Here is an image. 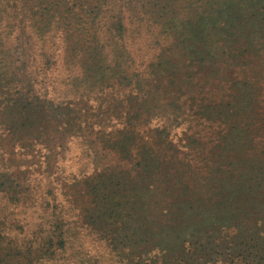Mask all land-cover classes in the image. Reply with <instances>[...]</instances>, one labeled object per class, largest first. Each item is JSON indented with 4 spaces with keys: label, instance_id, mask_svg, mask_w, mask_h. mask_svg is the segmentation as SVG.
I'll return each instance as SVG.
<instances>
[{
    "label": "rangeland",
    "instance_id": "1",
    "mask_svg": "<svg viewBox=\"0 0 264 264\" xmlns=\"http://www.w3.org/2000/svg\"><path fill=\"white\" fill-rule=\"evenodd\" d=\"M114 1L106 0L105 3L102 2L101 16L97 25H95V35L98 39L95 45L102 46L104 72L109 76H113L114 83L118 86L122 82L120 76H135L133 73L137 72V69L140 70L145 62L153 56L152 54L157 51V44L153 39V28L150 29L148 17L142 21L134 18L131 23L127 19L130 26L129 32H131L129 43L133 45L138 62L130 63L131 66L123 62L122 65L118 66L116 64L118 63V48L109 26L106 24L107 20L113 19L112 15L115 13ZM9 2V0H5L4 3L9 4ZM72 3L75 5L74 2ZM10 6H6V8L9 9ZM35 10V6L24 4L20 10L18 9L17 14L19 16L15 31L5 38V47L12 48L10 57L12 62L10 63L9 59L4 60L1 63V70L4 71L7 68L4 65L5 62L20 75L25 71L27 72V70H33L36 79L32 92L35 93L34 96L46 97V108L43 107V114L44 118L48 120L44 130L47 132L38 141V148L28 154L22 148V143L15 136H10L9 144H3L0 150V175L12 174L16 178L15 182H24L25 174L30 171L33 173V179L36 176L43 179L44 187L39 193L35 194L34 199L28 202L25 190H18L9 186L10 183L0 181V239L2 240L0 246L5 258L0 264H89L92 256L100 258L102 264H113L114 261V264H246L251 257H244V255L248 256L249 251L243 247L245 246V240L240 235L241 231L244 230L245 232V229L250 228V224L253 223L254 236L264 234V224L256 225L254 221V215L257 212H259V217L256 220L264 218V181L262 180L264 178V167H251L253 164L264 166V151H261L260 148L254 150L256 153L248 151L245 155L250 159L245 163L247 166L245 170L249 174L246 176L249 179L245 186L246 199L253 197L250 203L254 206L255 212L241 213V209H236L234 206L240 202L237 196L232 193L233 187L231 185L227 186L229 194H223L226 191L220 185L219 176L211 181V190L204 191L202 189L195 199L190 198L185 203L184 211L170 212L166 210L163 216L159 215L156 218L157 222L165 225L154 236L155 239H158V247L156 248L148 247L142 251L134 250L132 253L131 248H129L128 252L123 253V257L119 255L108 258V255H111V248H108L105 243L91 241L87 231L81 228L84 222L91 220L90 215L94 209L85 212L84 207L77 204H74L76 206L67 215L71 228L65 246H59L57 241L51 243L49 235L51 234L52 238L56 240L58 234L55 231L58 220L55 218L56 213L54 214L56 211L52 205L53 198L56 196L57 202L64 203L67 207L71 202L76 201L74 199L76 195L72 194V196L70 195L71 199L67 200L66 204L68 194L64 192L65 185L71 186L87 175H93V173L100 171L105 173V170L109 171L119 166L120 169L126 168L131 173L130 176L133 175L138 182H141V179L145 177L146 171H148L146 164L150 160L145 158L142 160L139 156L138 159L143 162L137 167L134 160L123 157L121 151H119V146L116 144L125 137L129 129L127 124L130 120L129 115L132 114L131 110H136L142 104L146 106L151 100L154 101L156 97L153 95L156 89L151 84L144 83L140 89L133 91L125 86V92L118 95L116 91L112 93L110 91L111 87H108L109 89H107L110 92H107V94L102 92V106L93 113L91 110L86 113V106L80 98L92 95L94 92L89 91V85L87 86L85 83L88 71L87 64L82 63L84 52L75 54V58L68 62L65 57L61 58V55L65 56L62 53H58L59 60H61L58 63L53 61L46 65L45 62L39 61L42 57L41 51L44 48H39L40 42L45 41L44 50L50 52L48 50H50L52 42L50 44H47V42L58 41V38H51L47 41L49 36L55 32L56 27L52 30L54 25L45 36L39 34L38 29H36L37 26L31 24L33 23L32 15ZM11 11L14 12V9L10 8ZM127 15L131 16L130 13ZM21 18L26 20L20 23ZM21 25L26 26L29 34L32 35L28 40L26 38L25 40L24 38L15 39L22 27ZM0 27L5 28L3 24ZM169 40L167 39V41ZM196 43L200 44L197 45L202 51L203 49L205 51L211 50L208 42L200 43L196 41ZM27 44L34 45L37 56L35 54L33 57H36L39 63L32 58L24 64L26 56L22 51ZM239 44V42L232 43L228 40L223 47L227 49V53H219L221 58L216 66L213 64V57L211 55L206 56L205 61L200 65L197 62L192 65L194 74L188 81L185 80L181 72H176L174 74V76H177L176 83L171 88L158 89L163 95L160 97L156 110H153L150 116L145 117L143 115L142 119L147 122L138 125V128L144 133L142 134V140L135 144V149L139 148L138 152H140L141 146L145 144L159 148V152L164 148L166 152L172 149H174L172 151H176L177 149L179 159L185 157V160H188L186 155L188 153V158L195 166L193 171L196 170L201 179L202 176H207L209 173V167L212 164L214 165L216 155L210 152L205 155L206 152L203 153L200 146L193 149V145L190 144L187 147L188 142L194 136L204 146H207L211 138L215 136L216 130L222 129L221 131L225 132L232 130L236 133L239 129H244V125H246L248 131L240 135L241 141L246 140L247 137L250 138L247 136L250 133L251 137L254 135L257 137L256 144H258L257 142L264 143V87H261L259 82H251L250 90H241L238 84H241L243 78L249 77L251 79V77L245 74L247 69L243 70V65L238 66L237 60H231V62L228 60L229 55L236 51L235 47ZM176 55L173 61L177 64L190 62L187 55L180 56L177 53ZM259 55V60L264 67V50L259 51ZM43 65H46V67ZM118 68L120 70L116 72ZM111 69L114 70L110 71ZM211 72L217 73L216 76H221V79L218 82L211 80V82L206 83ZM135 77L142 79L141 76ZM224 77L227 78L225 83L223 82ZM124 79L126 80V77ZM192 84L195 90L189 89ZM13 90L17 93V87H13ZM32 92L31 94H33ZM209 93H211V96H220V99L216 101L217 104L219 103L216 112H219L220 115L212 125L209 124L210 121L204 123V120L200 119V110L203 108L204 102L208 101ZM174 95H177L181 100V109L171 106L169 101ZM66 99H71L77 113L81 112V120L86 122L85 125L75 124L71 126L65 123L60 103ZM25 102L33 103L36 108L41 104L34 100ZM135 104L137 107H133ZM176 118L180 120V126L176 125ZM165 127L168 130L165 131ZM164 139L173 140V146L163 142ZM5 156L14 159L7 160L4 158ZM237 157H240V155H236V159ZM160 160L164 164L174 160V165L176 167L180 166L175 155L163 156L160 157ZM232 160L235 159L231 157L222 159V162L224 161L223 168L227 172L230 171V174L235 167ZM216 163L219 162L216 161ZM238 171L240 170L238 169ZM33 179L29 182H32ZM114 181L112 186L116 189L127 186V183L119 185L120 182H117L116 179ZM158 184L155 183V185ZM144 189H148L144 194V200H147V202H149L150 197H154V195L160 197L161 195L160 193H153V188L148 186ZM70 190L72 191L73 188L70 187ZM77 190H81V187ZM177 193L176 190L175 195ZM176 197H172V201L177 202ZM158 200L163 205L170 202V198L162 199L161 197ZM176 206L183 207L180 201L176 203ZM217 206H231L235 213L234 219L227 218L221 221L219 218L224 214L219 212L221 208ZM100 212L95 210L96 214ZM152 216L153 214H149L147 211L142 217L145 220L154 222ZM220 227L222 228L218 231ZM115 228L119 229L120 227ZM248 239L254 240L251 236ZM216 242L221 243L217 245ZM260 242L264 246V239H261ZM145 246L148 245L145 244ZM218 259L221 261L217 262Z\"/></svg>",
    "mask_w": 264,
    "mask_h": 264
},
{
    "label": "trees",
    "instance_id": "2",
    "mask_svg": "<svg viewBox=\"0 0 264 264\" xmlns=\"http://www.w3.org/2000/svg\"><path fill=\"white\" fill-rule=\"evenodd\" d=\"M9 1L11 6L8 3H4L5 0H0V25L3 24L5 26V28L0 27V150L3 144H9L10 136H15L22 143V148L26 150V153H32L38 148V141L47 132L44 130L46 129V122L48 120L44 118L43 114V107L46 108V97L34 96L35 93L32 92L36 79L33 70H27V72L25 71V73L20 75L13 71L7 62L4 64L7 68L4 71L1 70V63L4 60L9 59L8 61L12 62L10 59L12 48L9 46L5 47V38L15 31L19 16L17 12L23 4L36 7L32 15L33 23L31 24L37 26L36 29H38L39 34L45 36L53 25L52 30L56 27L54 29L55 32L49 36L47 41L51 38H58V41L52 40L47 42V44L52 42L50 50H48L50 52L44 50L46 42H40L39 48H44L41 51L42 57L39 61L45 62L46 65L53 61L58 63L61 61L59 60L58 53H62L65 56L61 55V58L65 57V60L68 62L75 58V54L84 52V61L82 63L87 64L88 71L85 83L87 86L89 85V91L94 92L92 95L80 98L86 106V113L90 110L93 113L97 108L102 106V94L104 92L107 94V92L111 91L114 93L116 91L119 95L125 92V86L127 89L133 91L140 89L144 83H149L156 89L153 95L156 97L154 101L151 100L150 103H147L148 105L142 104L136 110H131L132 114L129 115L130 120H128L127 124L129 129L125 137L116 144L119 146V151H121L123 157L134 160L137 167L143 162V158L150 160L146 164L148 171H146L145 177L141 179V182H138L133 175L130 176L131 173L126 168L120 169L119 166L109 171L105 170V173L100 171L93 173V175H85L86 177H83L79 182H75L71 186L65 185L64 192L68 194L66 196V204L67 200L71 199L72 194L76 195V198H74L76 201L74 203L71 202L72 204L70 203L67 207L64 203L57 202L56 196L53 198L52 205L56 211L54 214L56 213L55 218L58 220L55 231L58 234L56 240L52 238L51 234L49 235V240L52 244L57 241L59 246H65L67 235L70 234L71 228L67 215L76 206L74 204H77L84 207L85 212L94 209L90 215L91 220L84 222L81 228L87 231V234L91 237V241L105 243L108 248H111V255H108V258L119 255L123 257V253L128 252L129 248H131V253L134 250L142 251L148 247L156 248L158 247V239H155L154 236L165 227L161 222H157L156 218L159 215L163 216L166 210L170 212L184 211L185 203L190 198L195 199L200 190H211V181L219 176L220 185L226 191V193H222L229 194L226 187L231 185L233 187V195L239 199L240 203L234 207L241 209V213L255 212L254 206L250 203L253 197L246 199L245 186L246 182L249 181L246 176L249 174L245 170L247 169L245 163L248 160L250 161V159L245 155L248 151L256 153L254 150L259 148L261 151H264V143L257 142L258 144H256L257 137L255 135L251 137L250 133L247 135L250 138L247 137L246 140L241 141L240 135L248 131L246 125H244V129L241 128L236 133L232 130L230 132L221 131L222 129L216 130L215 136L211 138L207 146H204L195 136L188 142L187 147L190 144L193 145V149L200 146L203 149V153L206 152L205 155L210 152L216 155L215 160L219 162L215 164L216 161H214V165L212 164L209 167L210 171L207 176H202L201 179L196 170L193 171L195 166L188 158V153L186 154L188 160H185V157L179 159L180 157H178L176 152L178 151L177 149L176 151H172L174 150L172 149L166 152L164 148L159 152V148L144 144L141 146L140 152H138L139 148L136 150L135 144L142 140V134H144L138 128V125L147 122L145 119H142L143 115L145 117L150 116L153 110H156L160 97L163 95L158 89L171 88L176 83L177 76H174L176 72H181L185 80L188 81L194 74L192 65L195 62L200 65L205 61L206 56L211 55L214 61L213 64L216 66L221 58L219 53H227V49L223 47L228 40L232 43H240L235 47L236 51L229 55V62L237 60L238 66L243 65L242 69H247L245 74L251 77V79L249 77L243 78L241 84H238L240 85L239 88L244 91L250 90L251 82H259V85L264 87V67L262 66L263 63L259 60V51L264 50V0H115L113 19L107 20L106 24L109 26V30L113 34L118 48V63L116 64L119 66L124 62L131 66L130 63L138 62L133 45L129 43L131 32H129L130 26L127 23V19L131 23L134 18L142 21L148 17L150 29L153 28V39L157 44V51L152 54L153 56L145 62V65L140 70L137 69V72L133 73L135 76H141L142 79L135 76H120L122 82L118 86L115 85L113 76H109L104 72L102 46L95 45L96 40H98L95 35V25H97L101 16L102 2L105 3L106 0ZM6 6L14 9V12H10V8L7 9ZM128 13H130V17L127 15ZM25 20L21 18L19 22L22 23ZM31 36L26 26H22L15 39L24 38L25 40L26 38L28 40ZM167 39L170 40L167 41ZM196 41L200 43L208 42L211 50L205 51L203 49V52L198 48L200 44L196 43ZM240 46L241 48L239 49ZM22 52L27 57V59L25 57L24 64L32 60V58L34 61L37 60L36 57H33L35 54L37 56L34 45L30 46L27 44V46L23 47ZM176 53L180 56L187 55L190 62L177 64L173 61L174 57L177 56ZM179 58L182 60L181 57ZM46 65L43 66L46 67ZM113 70L111 69L110 71ZM119 70L120 68L116 72H119ZM216 74L211 72L206 83L211 82V80L218 82L221 76H216ZM124 77H126V80ZM226 81L227 78L224 77L223 82L225 83ZM194 85L192 84L189 89L195 90ZM13 87H17V93L13 90ZM108 87H111L110 91ZM208 95H210L207 97L208 101L204 102L203 108L200 110V119H203L204 123L210 121L209 124L212 125L220 115L219 112H216L219 108V103L217 104L216 101L220 99V96H211V93ZM32 100L41 103L38 108L33 103L25 102ZM180 101L178 96L174 95L169 102L173 108L177 107L181 109L182 104ZM72 104L71 99H66L60 103L65 123L71 126L75 124L85 125L86 122L81 120V112L77 113ZM133 107H137L136 104ZM138 121L140 122L138 123ZM175 122L177 126L181 125L178 118H176ZM164 130L166 131L168 128L165 127ZM172 141L164 139L163 142L173 146ZM227 153L228 155H226ZM238 154L243 158L237 157L236 159V155ZM169 155L177 156L180 163L179 167L174 165V160L166 164L160 160V157H170ZM139 156L142 160L138 159ZM229 157L235 159L232 160L235 167L231 170V174L230 171L227 172L223 168L224 161L222 162L223 158ZM4 158L7 160L14 159L13 157L7 158V156ZM245 160L247 161L245 162ZM253 166L264 167L261 164H253L251 166L255 168ZM32 175V172L27 171L24 176V182H15L16 178L12 174H3L0 175V181L10 183L9 186L15 187L18 190H25L26 199L29 202L44 187L43 179L39 176L33 179ZM32 179L33 181L29 182ZM114 179L120 182L119 185L127 183V186L116 189L112 186L115 182ZM262 180L264 181V178ZM155 183L159 184L155 185ZM147 186L153 188V193H160V197L154 195V197L149 196V202L144 200L145 191H148V189L145 190L144 188ZM70 187L71 189L73 188L72 191ZM80 187L81 190H77ZM175 189L178 191L176 195ZM153 193L151 192V194ZM161 197L162 199L170 198V202L163 205L158 200ZM172 197H176V201H180L183 207L176 206L177 202L172 201ZM219 208H221L219 212L224 214L222 216L219 213L221 221L235 217L231 206ZM95 210L101 212L96 214ZM147 211L149 214H153L152 218L155 220L154 222L145 220L142 217ZM257 217H259V212L254 215L255 224H264V218L256 220ZM116 224L120 225L117 226ZM253 226V223L250 224V228L245 229L246 233L244 230L240 233L241 237L245 240V246L243 247L249 251L248 256L244 255V257H251L247 260L246 264H264V246L261 243L262 241L260 242L261 239H264V234L254 236L255 228ZM115 227L120 228L116 229ZM250 236L254 240H249ZM1 241L0 239V243ZM216 243L220 245L221 242ZM145 244L148 246H145ZM1 249L2 247L0 246ZM95 257L92 256L90 258L89 264H102L100 258ZM4 259V252L1 250L0 262L4 261ZM219 261L221 260L218 259L217 262Z\"/></svg>",
    "mask_w": 264,
    "mask_h": 264
}]
</instances>
